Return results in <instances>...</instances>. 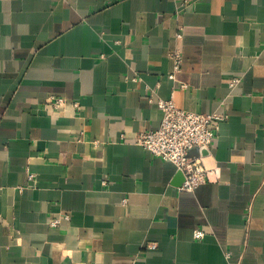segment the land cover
<instances>
[{
    "label": "crops",
    "instance_id": "0c3cea01",
    "mask_svg": "<svg viewBox=\"0 0 264 264\" xmlns=\"http://www.w3.org/2000/svg\"><path fill=\"white\" fill-rule=\"evenodd\" d=\"M169 99L224 118L193 192ZM0 264H264V0H0Z\"/></svg>",
    "mask_w": 264,
    "mask_h": 264
},
{
    "label": "built area",
    "instance_id": "2783aa9c",
    "mask_svg": "<svg viewBox=\"0 0 264 264\" xmlns=\"http://www.w3.org/2000/svg\"><path fill=\"white\" fill-rule=\"evenodd\" d=\"M180 37V35H178ZM173 71L169 79L175 78V73L180 70L182 62L179 52L171 55ZM238 79H233L231 86L237 84ZM186 88V86H182ZM50 108L57 109L65 104L64 98L49 97ZM157 106L162 111V119L155 130L139 133L134 142L147 150L153 157L160 158L174 164L182 174L183 182L180 191L193 192L197 187L207 183L212 169L207 166L205 157L192 156L194 150H208L214 143L218 124L224 118L216 114H202L178 108L172 99L159 100ZM32 175H29V179ZM67 220L68 217H62ZM60 219L51 221L52 227L57 226ZM194 237L201 239L203 233L195 231ZM154 248V245H147Z\"/></svg>",
    "mask_w": 264,
    "mask_h": 264
},
{
    "label": "water",
    "instance_id": "95a60500",
    "mask_svg": "<svg viewBox=\"0 0 264 264\" xmlns=\"http://www.w3.org/2000/svg\"><path fill=\"white\" fill-rule=\"evenodd\" d=\"M194 152L192 151L190 154L192 155ZM180 175H182L181 173H180Z\"/></svg>",
    "mask_w": 264,
    "mask_h": 264
}]
</instances>
